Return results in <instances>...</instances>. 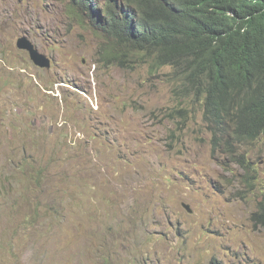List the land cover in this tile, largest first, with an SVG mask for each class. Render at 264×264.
<instances>
[{"label": "rangeland", "instance_id": "1", "mask_svg": "<svg viewBox=\"0 0 264 264\" xmlns=\"http://www.w3.org/2000/svg\"><path fill=\"white\" fill-rule=\"evenodd\" d=\"M70 5L0 0V264H264V133L212 152L171 68L100 63Z\"/></svg>", "mask_w": 264, "mask_h": 264}, {"label": "trees", "instance_id": "2", "mask_svg": "<svg viewBox=\"0 0 264 264\" xmlns=\"http://www.w3.org/2000/svg\"><path fill=\"white\" fill-rule=\"evenodd\" d=\"M69 9L101 40L100 63L171 66L175 94L201 102L214 151L236 156L264 133V0H71ZM251 219L264 228V199Z\"/></svg>", "mask_w": 264, "mask_h": 264}, {"label": "water", "instance_id": "3", "mask_svg": "<svg viewBox=\"0 0 264 264\" xmlns=\"http://www.w3.org/2000/svg\"><path fill=\"white\" fill-rule=\"evenodd\" d=\"M17 47L28 52L31 60L39 67L47 69L51 67V58L48 57L45 53L41 52L28 36H20L17 39ZM184 206L188 211L191 210L189 204L184 203Z\"/></svg>", "mask_w": 264, "mask_h": 264}, {"label": "clouds", "instance_id": "4", "mask_svg": "<svg viewBox=\"0 0 264 264\" xmlns=\"http://www.w3.org/2000/svg\"><path fill=\"white\" fill-rule=\"evenodd\" d=\"M164 67H170L171 70H172V67H171V66H163V68H164ZM171 70H170V71H171ZM204 123H205V125H206L207 130L211 132V134H212V139H213V133H212V131L210 130L208 124H207L206 122H204ZM212 139H211V141H212ZM212 152H215L214 149H213V142H212Z\"/></svg>", "mask_w": 264, "mask_h": 264}, {"label": "bare ground", "instance_id": "5", "mask_svg": "<svg viewBox=\"0 0 264 264\" xmlns=\"http://www.w3.org/2000/svg\"><path fill=\"white\" fill-rule=\"evenodd\" d=\"M170 11V10H169ZM167 13V12H166ZM139 30V29H138Z\"/></svg>", "mask_w": 264, "mask_h": 264}]
</instances>
